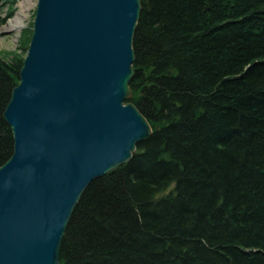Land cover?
I'll return each mask as SVG.
<instances>
[{
	"label": "trees",
	"instance_id": "obj_1",
	"mask_svg": "<svg viewBox=\"0 0 264 264\" xmlns=\"http://www.w3.org/2000/svg\"><path fill=\"white\" fill-rule=\"evenodd\" d=\"M139 1L129 103L152 134L84 191L59 264H264V0ZM23 61H0V167Z\"/></svg>",
	"mask_w": 264,
	"mask_h": 264
},
{
	"label": "water",
	"instance_id": "obj_2",
	"mask_svg": "<svg viewBox=\"0 0 264 264\" xmlns=\"http://www.w3.org/2000/svg\"><path fill=\"white\" fill-rule=\"evenodd\" d=\"M36 7L3 113L13 151L0 167V264H59L84 191L130 162L152 134L129 103L141 2L38 0Z\"/></svg>",
	"mask_w": 264,
	"mask_h": 264
},
{
	"label": "rangeland",
	"instance_id": "obj_3",
	"mask_svg": "<svg viewBox=\"0 0 264 264\" xmlns=\"http://www.w3.org/2000/svg\"><path fill=\"white\" fill-rule=\"evenodd\" d=\"M37 1L21 0L15 7L13 17L0 25V61H10L16 56L25 59L27 51L23 49L21 39L33 31Z\"/></svg>",
	"mask_w": 264,
	"mask_h": 264
}]
</instances>
